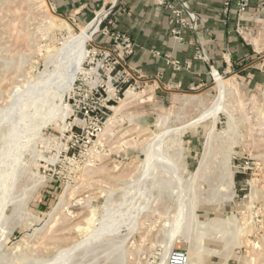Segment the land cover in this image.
<instances>
[{"label":"rangeland","instance_id":"1","mask_svg":"<svg viewBox=\"0 0 264 264\" xmlns=\"http://www.w3.org/2000/svg\"><path fill=\"white\" fill-rule=\"evenodd\" d=\"M48 2L0 0V264H264V10L242 29L260 79L220 73L218 112L215 79L186 103L132 79L151 98L101 120L100 28L73 68Z\"/></svg>","mask_w":264,"mask_h":264},{"label":"crops","instance_id":"2","mask_svg":"<svg viewBox=\"0 0 264 264\" xmlns=\"http://www.w3.org/2000/svg\"><path fill=\"white\" fill-rule=\"evenodd\" d=\"M238 0H49L52 10L70 21L89 23L100 12L102 43L111 44L106 32L117 31L134 43V51L122 67L134 74V80L156 83L170 91L205 87L216 74L245 72L250 82L258 83L252 50L238 31ZM189 3L197 17L196 31L183 28L181 40L172 35V9ZM264 0H252L248 12L261 14ZM248 14V13H247ZM244 14L243 18L246 20ZM84 26V25H83ZM105 32V33H104ZM203 57H199L200 53ZM122 67H118L121 69ZM222 75V74H221Z\"/></svg>","mask_w":264,"mask_h":264},{"label":"built area","instance_id":"3","mask_svg":"<svg viewBox=\"0 0 264 264\" xmlns=\"http://www.w3.org/2000/svg\"><path fill=\"white\" fill-rule=\"evenodd\" d=\"M223 2L226 5H229L230 0H223ZM251 5L252 0H238L236 2V8L240 16L238 31L241 34L243 29V22L245 21L243 16L250 10ZM182 7L183 9H172V21L177 25L174 29H172V35L177 40L182 39L180 32L183 28H188L194 31H196L197 29V17L195 12L190 10L189 3L184 2L182 4ZM106 34L110 35L111 44H109L107 47H99L101 56V62L99 61L101 63L100 77L102 76L101 74L107 76L108 80L111 81L113 90L112 92H110L108 89L111 96H109L108 98H104V94L108 96V93L102 85L100 86V88L96 87L94 89V95H99L97 99H100V102L103 103L99 108L101 120L104 118L103 116L106 115V111L110 109L109 105L117 102V100H120L121 94H124L122 92L123 87H121V84L129 83L135 77L130 70H126V68L122 67L123 65H125L126 58L130 56L134 51V43L132 42V40L128 36H125L117 31H107ZM203 56L204 53L202 51L199 57ZM118 67L122 68L118 69ZM131 86L132 84L129 85V87ZM173 90L178 92L184 91L180 88V86H177V88H173ZM89 111L94 113V109L86 110L85 115H88ZM99 128H101V126ZM186 257L187 255L185 254V252L173 250L170 254L169 264H186Z\"/></svg>","mask_w":264,"mask_h":264},{"label":"bare ground","instance_id":"4","mask_svg":"<svg viewBox=\"0 0 264 264\" xmlns=\"http://www.w3.org/2000/svg\"><path fill=\"white\" fill-rule=\"evenodd\" d=\"M24 1H26L27 3L28 2L31 3V0H24ZM47 4L49 5V3H47ZM49 7H50V10L53 11L50 5H49ZM99 23H100V12L97 13L89 23H87L84 26L75 27V29H73L72 26L68 24V21H66L65 19H63L59 16H55V17L50 18V24L53 28L59 29L61 31H66L68 33V41L61 50L63 52L65 51V53L69 57V62H67V64L69 66H73V68H77V69H82V64L90 53L88 45L92 42L93 36L96 33H98V31H99ZM75 30H77V31H75ZM231 81H234V75L231 78H228V77L226 78L221 74L215 75V86L214 87L216 88L218 95L214 99L215 102L212 105V108H214L217 112L219 111L218 107H219L221 97H223L224 94H230L234 89H237V85L232 84ZM108 88H109V91L112 92L113 87H112L110 82H108ZM50 89L53 90L51 87H50ZM58 91H60V90L58 89ZM48 93H50V92H48ZM60 94H63V93H60ZM151 95H153L151 87L143 95L136 93L133 88H128L124 94L125 98L122 100L126 101V100L132 99L134 101L136 99H140V97H142V96H144V97L150 96V98H151ZM57 96H59V94ZM57 96H54V97H57ZM51 98H53V97H51ZM54 99H52V100H54ZM62 99H63V96H61V98H59V100H62ZM173 99L179 100L180 102H183V103L192 102L195 100L200 101V95L199 94L198 95L188 94L185 92H178V93L174 94ZM56 100H58V99H56ZM56 100H55V102H56ZM112 110L114 111L115 114H117L119 111V108L113 107ZM197 120H195L193 122L191 121V123L189 122L190 125L195 124L197 122ZM112 123H113L112 120L108 121L106 131H109V129L112 127ZM232 179H233V177H232Z\"/></svg>","mask_w":264,"mask_h":264},{"label":"water","instance_id":"5","mask_svg":"<svg viewBox=\"0 0 264 264\" xmlns=\"http://www.w3.org/2000/svg\"><path fill=\"white\" fill-rule=\"evenodd\" d=\"M59 16H60V15H59ZM61 17L69 21V19H68V18H66V17H63V16H61ZM183 92H184V91H183Z\"/></svg>","mask_w":264,"mask_h":264}]
</instances>
